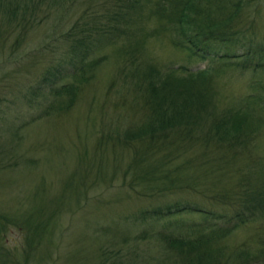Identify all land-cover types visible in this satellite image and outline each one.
Segmentation results:
<instances>
[{"label": "trees", "instance_id": "1", "mask_svg": "<svg viewBox=\"0 0 264 264\" xmlns=\"http://www.w3.org/2000/svg\"><path fill=\"white\" fill-rule=\"evenodd\" d=\"M146 3L158 19L155 30L168 31L173 46L200 60L218 61L207 70L181 65L165 74L150 62L136 67L140 118L122 133L101 135L96 147L106 146L114 155L117 148L127 152L123 193L151 202L124 218L146 227L122 234L112 248L101 247L95 264H264V239L254 250L245 242L232 251L223 244L237 227L264 216V176H239L237 166L239 149L250 166L257 161L246 148L261 122L254 116L261 109L253 103L262 101L264 110V32L258 26L264 0H0V46L14 34V53L37 26L39 12L47 19L51 13L66 15L76 4L86 5L63 35L67 46L61 57L54 58L21 98L28 107L38 105L39 112L10 128L12 133L0 127V143L8 135L21 141L23 128L33 120L68 112L80 97L81 84L106 58L105 48L117 46L120 56L137 53L139 60L141 47L131 24ZM246 71L258 75L250 84L255 92L219 106L215 78ZM10 101L17 103L15 98ZM9 107L2 109L7 113ZM5 147L0 144V165L3 155H16L14 147ZM102 173L96 172L93 181ZM72 180L65 191L80 197L86 180ZM63 199L45 203L39 193L26 211L12 216L0 208V235L7 225L17 227L24 235V259L34 256L37 264L47 263ZM184 214L200 218L185 219ZM158 221L167 222L147 227Z\"/></svg>", "mask_w": 264, "mask_h": 264}, {"label": "rangeland", "instance_id": "2", "mask_svg": "<svg viewBox=\"0 0 264 264\" xmlns=\"http://www.w3.org/2000/svg\"><path fill=\"white\" fill-rule=\"evenodd\" d=\"M85 6L76 4L66 15L57 17L51 13L47 19H42L41 11L40 21L37 26L31 27L24 41L16 47V53L10 48L14 34H10L4 45L0 46V127L3 133H12L10 128L29 119L33 112L34 115L39 112L38 105L36 108L28 107L20 103L21 98L44 69L53 63L54 58L61 57L67 46L63 35L83 13ZM262 16L264 4L261 18L258 19L259 29L264 32ZM131 26L132 32L135 30L134 40L141 47V60L137 59V53L125 52L120 56L117 46L105 48L103 52L107 53L106 58L81 84L80 97L68 112L33 120L23 128L21 141L8 135L0 143L5 148L14 147L12 150L16 154L9 152L3 155L0 165V208L3 213L11 216L23 213L26 205L39 193L43 195L45 203L64 198L57 233L51 244L52 254L45 264H95L101 247L112 248L114 240L122 234H135L146 227L128 223L129 220L124 218L151 202L133 193L125 197L123 193L126 185H123L122 173L129 160L127 152L117 148L114 155L106 146L102 150L96 147L101 135L122 133L139 120L141 92L136 88L133 75L136 67L150 62L165 74L169 67L181 65L193 71L207 70L218 61L200 60L190 56L186 50L173 46L168 31L155 30L159 22L150 12V4L142 6ZM40 50L38 56L27 57ZM256 78L258 75L250 71L216 77L217 96L221 101L219 106L234 103L239 96L254 93L250 84ZM14 93L18 96H13ZM12 98L17 101L14 105H10ZM260 102L256 100L252 107L261 109L260 114L254 115L260 117L261 122L246 148V152L255 155L257 163L250 166L246 162L247 154H243L244 149H239L242 153L237 164L241 166L239 176H264V110ZM7 105L12 109L7 108L5 113L2 108ZM30 156L32 163L27 161ZM111 169H114L113 173ZM96 172H103L99 181H93ZM228 173L225 176L229 178ZM239 176H235L236 180ZM71 178L74 183L80 179L86 180V188L80 197L73 193L68 195L65 191ZM183 218L199 219L200 215L184 214ZM166 222H148L147 227L153 224L161 227ZM6 228L0 235V264L4 261L5 264H37L34 256L24 259L22 232L12 225ZM263 234L264 216L237 227L224 239L223 244L227 251H232L245 242L251 247L250 250H254L260 247ZM2 257L4 261H1Z\"/></svg>", "mask_w": 264, "mask_h": 264}]
</instances>
